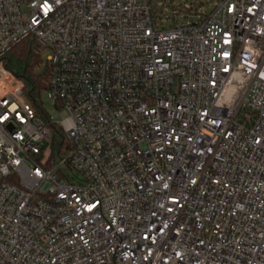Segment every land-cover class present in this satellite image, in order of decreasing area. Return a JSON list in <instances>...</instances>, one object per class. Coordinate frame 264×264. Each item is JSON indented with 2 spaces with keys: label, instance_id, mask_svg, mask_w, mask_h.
<instances>
[{
  "label": "built area",
  "instance_id": "2783aa9c",
  "mask_svg": "<svg viewBox=\"0 0 264 264\" xmlns=\"http://www.w3.org/2000/svg\"><path fill=\"white\" fill-rule=\"evenodd\" d=\"M196 1L0 0V264H264V0Z\"/></svg>",
  "mask_w": 264,
  "mask_h": 264
},
{
  "label": "trees",
  "instance_id": "16d2710c",
  "mask_svg": "<svg viewBox=\"0 0 264 264\" xmlns=\"http://www.w3.org/2000/svg\"><path fill=\"white\" fill-rule=\"evenodd\" d=\"M158 0H150L153 8L156 9ZM215 0H197L195 5L205 6ZM163 7L173 8L174 0H160ZM185 9L181 7L179 12ZM43 49L32 37H26L12 47L4 57L5 67L14 73L24 82V98L29 101L36 109L38 114L46 118V112L41 99L43 91L47 90L49 80V66L43 63ZM58 133L53 136V144L56 145Z\"/></svg>",
  "mask_w": 264,
  "mask_h": 264
},
{
  "label": "rangeland",
  "instance_id": "374dc122",
  "mask_svg": "<svg viewBox=\"0 0 264 264\" xmlns=\"http://www.w3.org/2000/svg\"><path fill=\"white\" fill-rule=\"evenodd\" d=\"M160 1V0H158ZM179 1L181 0H174L173 4H177ZM210 6L212 5V2L209 3ZM167 7V6H166ZM169 8V7H168ZM208 7L206 6H200L199 9L200 11H205ZM170 10V9H169ZM168 10V11H169ZM169 24V20H167L165 22V25H168ZM50 51L49 50H45L42 52V55H43V63L45 64L46 63V58L50 55ZM41 99L43 101V105L46 109V111L48 112V114L56 121V122H60L62 120H64L67 116H68V112L66 110H62L60 108H58L54 101H52L49 96H48V93L47 91H43V93L41 94Z\"/></svg>",
  "mask_w": 264,
  "mask_h": 264
}]
</instances>
